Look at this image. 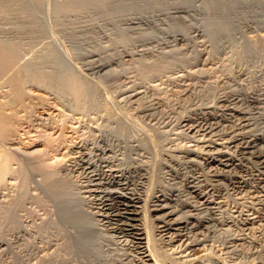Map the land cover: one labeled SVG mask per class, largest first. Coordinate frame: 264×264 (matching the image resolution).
I'll return each mask as SVG.
<instances>
[{"label": "rangeland", "instance_id": "374dc122", "mask_svg": "<svg viewBox=\"0 0 264 264\" xmlns=\"http://www.w3.org/2000/svg\"><path fill=\"white\" fill-rule=\"evenodd\" d=\"M0 52V264H143L96 206L107 166L181 223L146 209L150 264H264V173L183 154L223 100L250 125L217 138L264 136V0H0Z\"/></svg>", "mask_w": 264, "mask_h": 264}, {"label": "bare ground", "instance_id": "6f19581e", "mask_svg": "<svg viewBox=\"0 0 264 264\" xmlns=\"http://www.w3.org/2000/svg\"><path fill=\"white\" fill-rule=\"evenodd\" d=\"M38 40V39H37ZM48 45V44H47ZM1 54V52H0ZM5 54V52H4ZM2 53V58L0 56V59H3L5 57ZM4 55V57H3ZM53 55V54H52ZM8 56V55H7ZM10 56V54H9ZM9 56L8 58V62L9 61ZM11 57V56H10ZM6 58V59H7ZM13 58V57H11ZM6 60L4 59V62ZM13 63L16 62L18 60L15 61L12 60ZM31 61V59H30ZM8 62L5 64L6 68ZM26 62V61H25ZM4 65L2 61H0V65ZM12 64V63H9ZM15 64V63H14ZM19 64V63H18ZM26 64V63H25ZM31 64V63H30ZM51 64V63H50ZM53 64V63H52ZM1 65V66H2ZM24 65V64H23ZM18 65H16L17 67ZM12 67V66H11ZM15 67V66H14ZM4 68V69H6ZM11 70V69H10ZM9 70V71H10ZM15 70V69H14ZM17 70V69H16ZM68 70V69H67ZM13 71V70H12ZM19 71V70H18ZM60 71V70H59ZM8 73V72H7ZM13 73V72H12ZM16 74V72H15ZM51 75V74H50ZM64 75V74H63ZM18 76V75H17ZM16 77V76H15ZM20 80V79H19ZM33 80V79H32ZM35 80V79H34ZM70 80V79H69ZM13 81V80H12ZM17 81V80H16ZM49 82V81H48ZM74 82V81H73ZM21 83V82H20ZM36 83V82H35ZM51 83V82H50ZM56 83V82H55ZM44 86V85H43ZM60 86V84H59ZM58 86V87H59ZM42 96V95H41ZM1 98V97H0ZM3 99V98H2ZM236 100V99H235ZM235 100L232 99L230 100H223L221 101L224 105V111L221 115L218 114V116H214L211 113H204V115H202L203 118H197L194 119V121H191L193 124L190 127L191 129V133L192 135H195V138H204L202 140L198 139V143L203 144L201 147L199 146H195V149H190V150H185L183 151L184 154V158L189 160L192 156L194 157H198L201 158L202 161L207 160L210 161V163L212 164H217L219 167H224V168H240V169H247L248 163L252 162L254 163V165L257 166L258 171H262L264 173V149L262 146V144H264V136L262 137H257V136H251V137H246L243 135H238L237 137H235L236 135H232L233 138L228 139V140H223V138L218 137V134L214 135L213 134V130H214V126H213V122H219L218 120H220L221 122H230L232 123L233 120H236V118H238L240 120V123L238 124L239 130H241L242 132L245 131L247 129V127H249L250 123V119L246 118L245 113L237 111V109L232 108V104H235ZM16 101V100H15ZM1 104V103H0ZM4 104V103H3ZM2 107V106H1ZM236 107V106H235ZM4 108V107H3ZM7 108V106H6ZM237 108V107H236ZM4 110V109H3ZM215 114V113H214ZM201 115V114H200ZM4 117V116H3ZM6 117V116H5ZM19 118V117H18ZM9 119V118H8ZM4 120V119H3ZM220 122V123H221ZM219 123V124H220ZM209 124V125H208ZM187 126V125H186ZM216 126V125H215ZM101 127V126H100ZM189 127V126H188ZM217 128V127H216ZM237 129V128H236ZM5 131V130H4ZM6 132V131H5ZM238 134V133H237ZM2 135V134H1ZM4 136V135H3ZM2 136V137H3ZM227 138L228 135H226ZM192 137V136H191ZM194 138V136H193ZM2 141V140H1ZM196 141V139H195ZM194 141V142H195ZM184 142V141H183ZM193 142V141H192ZM1 144V143H0ZM197 144V143H196ZM3 145H1L0 147H2ZM189 146V145H188ZM4 147V146H3ZM197 147V148H196ZM199 147V148H198ZM191 148V147H190ZM2 151V148H0ZM6 149V148H5ZM15 149V148H14ZM226 149V151H225ZM228 150V151H227ZM8 151V150H7ZM38 151V150H37ZM233 152V153H229V152ZM1 153V152H0ZM3 153V152H2ZM0 154V160L4 159V155ZM26 153V152H25ZM117 156V155H116ZM2 161V160H1ZM4 161V160H3ZM2 161V162H3ZM203 161V162H204ZM1 162V163H2ZM163 163V162H162ZM7 165V164H5ZM210 165V164H209ZM106 167V166H105ZM169 167V166H168ZM156 168V167H155ZM254 168V167H253ZM219 169V168H218ZM222 169V168H221ZM6 170V169H5ZM92 170V169H91ZM89 168H85L86 173H88L90 179L93 182L96 183L92 185L95 186H100L101 181H105V180H109L110 183H108L109 185L112 186V188H116V191H98L97 189L93 192V195H96V206L98 209L101 210V212H103V217L105 218V220L108 222H110L112 225V230L113 232L119 234V235H124L126 237H131L132 239V244H134V249L136 248L139 252L140 255V260H142L143 264H150L153 261L156 260V256H155V260L153 259V255L151 247H146V242H148V240H150V238L154 239V237L149 236L150 231H148L147 226H145L147 224L146 221H144V219H146V209L148 208V210L150 211V215L153 217L161 218L159 220L162 221V225L160 224L159 227L156 228V236L160 237L163 240L165 239H169L172 238L170 234H172V231L178 232L179 230H181L182 227H177L178 225H180L181 223L178 224H173L171 223V217L173 216L171 213H166L167 207L164 206V202L167 201V198L163 195V196H158L155 197V200H148L147 198H143V193L141 191V189L137 188H131V183H128V180L130 178V175H132L131 173L137 172L139 173V176L142 174V171H140V169L138 171H134V172H130V171H122V169L120 170H116L113 167L107 166L105 171H103V173L100 175L101 178H98V174H95L94 172H92ZM228 171V170H227ZM246 171V170H245ZM1 172V171H0ZM255 172V171H254ZM3 174V173H2ZM144 174V173H143ZM206 174V173H205ZM85 175V174H84ZM129 175V176H128ZM2 176V175H1ZM133 176H131L132 178ZM143 177V176H142ZM167 177V176H166ZM253 177V176H252ZM104 178V179H102ZM130 178V179H131ZM145 178V177H144ZM195 178V177H194ZM206 178V177H205ZM140 179V178H138ZM143 179V178H142ZM241 179V178H240ZM88 180V182H89ZM218 180V179H217ZM245 180V179H244ZM91 181V182H92ZM193 181V180H192ZM197 181V180H196ZM90 182V184H91ZM195 182V181H194ZM243 182V181H242ZM98 183V184H97ZM100 183V184H99ZM104 183V182H103ZM197 183V182H196ZM107 184V185H108ZM131 184V185H130ZM134 184V182H133ZM137 184V183H136ZM143 184V183H142ZM240 184V183H239ZM248 184V183H247ZM106 185V186H107ZM191 185V184H190ZM199 185V183H198ZM218 185V184H217ZM245 185V184H243ZM104 186V185H103ZM136 186V185H135ZM139 186V185H138ZM195 186V184H194ZM140 187V186H139ZM197 187V185H196ZM194 187V188H196ZM200 188V186H198ZM241 187V186H238ZM245 187V186H244ZM97 188V187H96ZM102 188V187H101ZM206 188V187H205ZM91 189V188H90ZM107 189V188H106ZM240 189V188H239ZM238 189V190H239ZM194 190V189H193ZM192 190V191H193ZM199 190V189H198ZM203 190V188H202ZM233 190V189H232ZM243 190V189H242ZM91 191V190H90ZM89 191V193H90ZM244 191V190H243ZM194 192V191H193ZM242 192V191H241ZM199 193V192H198ZM202 193V192H201ZM208 193V192H207ZM243 193V192H242ZM251 193V192H250ZM205 194V193H204ZM206 196V195H205ZM206 198V197H205ZM204 200V199H203ZM207 202V201H206ZM209 203V201H208ZM204 206V205H203ZM145 209V210H144ZM147 210V212H148ZM146 212V213H147ZM170 212V211H169ZM175 214V213H173ZM148 215V216H150ZM145 216V218H144ZM148 216H147V221H148ZM155 219V218H154ZM146 222L145 223H143ZM154 221V220H153ZM173 221V220H172ZM175 221V220H174ZM158 222V221H157ZM174 223H177L174 222ZM145 224V225H144ZM145 226V227H144ZM175 227V228H174ZM150 228V227H149ZM185 228H183L184 230ZM151 230V229H150ZM182 230V231H183ZM181 231V232H182ZM153 232V230H152ZM174 233V232H173ZM177 234V233H176ZM180 234V233H179ZM151 235V232H150ZM182 234H180L181 236ZM123 236V237H124ZM173 237H175L173 235ZM179 237V236H178ZM176 238V237H175ZM130 239V240H131ZM174 239V238H173ZM185 239V238H184ZM129 240V239H128ZM166 241V240H165ZM152 242V240H151ZM171 242V241H170ZM169 242V243H170ZM149 243V242H148ZM154 243V242H152ZM180 244V243H179ZM149 245H153L150 244ZM173 246V245H172ZM175 246V245H174ZM182 246L184 247V251L189 250L190 247L189 244H182ZM182 247V248H183ZM175 249V248H174ZM179 249V248H178ZM194 249V248H193ZM176 250V249H175ZM183 250V249H182ZM192 252V251H191ZM178 253V252H177ZM192 254V253H191ZM156 255V254H155ZM160 257V256H159ZM157 261V260H156ZM141 262V261H140ZM166 262V261H165ZM155 263V262H153ZM228 263V262H227ZM156 264V263H155Z\"/></svg>", "mask_w": 264, "mask_h": 264}]
</instances>
